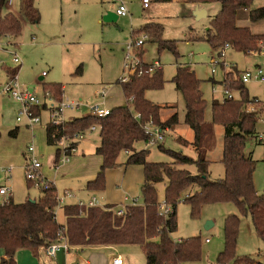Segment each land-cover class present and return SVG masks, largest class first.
Instances as JSON below:
<instances>
[{
  "label": "rangeland",
  "instance_id": "374dc122",
  "mask_svg": "<svg viewBox=\"0 0 264 264\" xmlns=\"http://www.w3.org/2000/svg\"><path fill=\"white\" fill-rule=\"evenodd\" d=\"M121 1L128 9L127 15L114 22H104L103 17L106 13L115 12L116 4L120 2L36 0L41 13L38 24L24 20L22 34L17 44L13 43L14 37L0 35V183H11L9 184L12 185L15 201L22 202L26 198L39 199L42 194L35 184L28 187V179L25 176V167L29 162L27 152L31 145H34L37 158L42 164L41 173L56 185L58 194L64 196L70 191L74 195L65 197L66 205L76 204L80 200V195L74 189V186L77 187L79 179L76 177L79 173L75 170L65 172L66 168L58 169L59 166L52 164L60 145H50L46 141L44 127L49 122V113L45 109H40L42 119L40 123L35 124V135L33 136L31 130H26L28 116L20 114L22 108L20 103L4 93L5 85L10 81L6 71H17L18 85L34 93L40 101L46 102L48 107L56 103L53 98L45 96V88L50 84H61V93L64 92L71 101L83 102L80 110L68 108L64 111L63 116L66 120L87 114L89 105L101 104L102 107L112 109L126 103L119 81L129 73L126 67L127 43L142 34L147 35L145 44L139 49L133 48V51L140 53L146 63L161 61V74L164 80L162 87L147 89L145 97L161 107L159 118L162 122L174 113L178 115V122L166 131L165 139L161 143L146 147L143 145L147 161L173 165L175 158L172 152L197 157V150L192 144L194 131L185 122L184 97L171 81L180 66H189L200 80V88L207 103L203 125L206 137L203 142L207 148L209 172L213 179L225 175L222 163L225 126L213 121L212 105L215 100H224L225 74L231 71L238 77L234 67L237 66L241 70L248 67L247 61L253 59V55L229 46L224 55L220 56L219 63L213 65L212 58H219V54L208 41L207 30L210 28L211 20L220 10L218 3L208 5L207 17L196 19L194 14L193 19L188 13L187 0L150 1L151 7L148 9L143 8L142 0ZM19 4V0H12V4L9 5L10 11L19 14ZM259 7H264V0H254L249 9L242 10L238 24L251 28L254 34L264 35V19L257 22L248 20L249 10ZM4 12L9 11L5 9ZM150 21L162 25L161 39L171 41L170 43L175 45V52L167 48L160 50L159 41L153 34L144 32L138 37L134 36L135 31L142 30ZM11 51H16L20 63L13 61ZM43 72L47 75L41 78ZM102 88L106 89L105 96L98 95ZM246 88L251 96H256L263 102L257 104L259 112L255 125L256 134L249 135L246 139V155L255 161L254 185L258 193L264 194V140L262 142L258 140L259 134L264 136V86L253 81L246 84ZM233 92L236 97L240 96L238 91ZM19 116L22 118L20 122L17 119ZM17 126L20 127V134L16 137L9 135V131ZM24 129L26 132H22ZM85 136L84 141L89 137H97L98 133L92 131ZM11 144L14 145V149L9 153ZM127 157V152H122L118 157L121 161L125 160L121 164L119 162L121 167L125 164L140 165L127 164ZM175 165L178 166L176 163ZM9 167L14 170L12 176L7 179L6 168ZM186 168L194 174L197 172L195 165H187ZM157 191L159 201L165 200V182L157 184ZM196 191L198 188L193 186L182 194L176 207L177 230L171 234L174 241L191 237L200 239L199 258L185 261L183 264H218L220 255L225 250L226 219L233 214L239 217V227L235 256L229 263L250 264L257 260L264 263V239L258 235L252 217L241 214L233 202L208 203L203 206L198 216H194L191 204L185 199ZM96 197L103 202L101 197L97 195ZM137 198V204L144 202L141 194ZM132 202H134L132 198L124 199L122 206ZM57 219L61 222L64 220L63 210L60 208L57 210ZM208 222L211 223L210 227L207 226ZM120 246L125 264H146V256L140 245Z\"/></svg>",
  "mask_w": 264,
  "mask_h": 264
},
{
  "label": "trees",
  "instance_id": "16d2710c",
  "mask_svg": "<svg viewBox=\"0 0 264 264\" xmlns=\"http://www.w3.org/2000/svg\"><path fill=\"white\" fill-rule=\"evenodd\" d=\"M187 1L192 4L220 5L219 12L213 17L207 30V39L218 50L219 55L220 48L225 43L248 54L251 50L258 49L259 42L264 39V35L254 34L249 27L238 24L240 12L249 9L254 0ZM19 3V14L12 11L6 13L4 11L8 0H0V35L16 38L22 34L24 20L31 24L40 22L41 13L36 0H19ZM249 19L252 22L264 19V7L249 10ZM161 31L162 25L150 22L142 30L135 31L134 36L138 37L144 32L153 34L159 41L160 50L167 48L175 52V45L171 41L161 39ZM146 65L149 66L148 63ZM236 72L239 76L240 71ZM15 73L17 71H8L9 77ZM233 75L231 71L225 74V86L232 92L238 91L240 97L215 100L212 105L213 121L225 126L222 157L225 175L218 179H213L210 175L203 142L206 137L203 125L207 103L200 88V80L189 66H180L171 81L184 97L185 122L195 134L192 144L198 153L196 158L172 152L175 162L169 165L147 161L145 150L135 152L136 142L147 141L143 125L150 118L168 128L178 122L177 113L162 122L159 118L161 107L145 97L147 89L163 86L161 69L153 74L146 70L144 75L132 76L128 82L119 81L126 103L112 108L105 117L86 115L66 120L62 124L47 123L46 136L50 145H58L64 136L73 137L78 132L97 126L101 143L96 152L102 157V164L96 178L88 183V187L92 190H103L106 171L118 166V157L122 152H127V164H140L144 168V183L140 188L144 202L126 205L121 214L112 205L79 207L77 204H67L62 206L65 215V223L62 224L57 220V188L54 184L49 188L40 187L42 194L37 201L27 199L18 203L10 197L0 202V248L9 257L7 262L13 264L14 255L21 248L45 249L58 242L60 231L72 246L138 244L145 253L146 264H183L188 260H196L200 256L199 237L182 241H174L171 237L178 226L177 203L182 194L193 186L198 191L188 195L185 201L191 204L194 216H198L203 206L208 203L233 202L241 214L252 217L258 235L264 239V194L258 193L255 188V161L246 155V139L249 135L256 134L258 112L246 111L247 105L255 97H251L246 85L235 75L233 78ZM45 90L51 93L55 101L62 99L61 84H50ZM41 108L45 109L46 105ZM41 108L36 106L34 110L40 114ZM136 114H140V117ZM59 154L60 149L57 161ZM187 165H195L197 172L192 173L185 168ZM160 182H165V201L172 210L167 215L162 213L160 207L157 191V184ZM34 184L28 180L29 188ZM238 227L239 217L236 214L229 215L225 224V250L218 263H229L235 256Z\"/></svg>",
  "mask_w": 264,
  "mask_h": 264
},
{
  "label": "built area",
  "instance_id": "2783aa9c",
  "mask_svg": "<svg viewBox=\"0 0 264 264\" xmlns=\"http://www.w3.org/2000/svg\"><path fill=\"white\" fill-rule=\"evenodd\" d=\"M114 1L120 2L117 8V14L119 16H126L128 13V9L124 5L123 1L121 0H114ZM8 4L11 5L12 0H8ZM149 4H150V0H143L144 7H148ZM146 39H147V35L142 34L140 37L131 39L127 43L128 53L126 56V67L129 73L121 78L120 80L121 82L130 81L132 76H137V77L142 76L144 75L146 70L148 71L149 74H153L154 72L162 68V64L160 61H155L152 64H149V66L148 65L145 66V62L141 58V56L137 52L133 51V48L135 50V49H139L143 47V45L146 42ZM229 46H230L229 43H225L224 46L220 48L219 58H216V57L212 58L213 65H216L217 63H219L220 56L224 55L226 48H228ZM258 46H259L258 49L251 50L249 54L258 56L263 61L253 68H248V69L240 71L238 79L245 85L253 81L259 84H264V39L259 42ZM11 54L13 55V61L15 63H20V58L17 55L16 51H11ZM212 73L213 74L215 73V69L212 70ZM43 74L45 75L46 73H43ZM16 78H17V73L10 76V81L5 85L4 93L8 94L13 99H15L17 102L20 103V105L22 106L20 110V114L27 115L28 125L33 127L36 123H40L42 119L41 114H37L34 108L36 106L41 108L44 105L48 107V105L46 104V102L40 101V99L34 93H31L30 91L20 87L18 83L16 82ZM223 83L225 86V81ZM105 92H106V89L102 88L101 90L98 91V95L105 96ZM224 94H225L224 99L226 98L238 99L240 97V96L236 97L234 95V92L227 89L226 86H225ZM45 96L53 98L49 91L46 92ZM55 102L56 103L54 105H51L49 107L50 115H49L48 123L62 124L66 121V119L63 116L64 111L66 109L70 108L72 110H80L84 105L83 102L81 101H77V102L71 101L68 96L64 95V92L62 93V99L60 101H55ZM259 102L261 103L262 101L259 98L255 97L254 101L247 105L246 111L247 112H259V107H257V104ZM88 109H89L88 115H92L93 117H97V118H102V117L107 116L111 110V109L102 107L101 104L89 105ZM136 116L140 117V114H136ZM17 119L19 122L22 120L21 116H19ZM143 129H144L145 134L147 135L146 143L148 145L161 143L165 139L166 131L169 130L168 127H164L156 123L155 120L152 118H150L143 125ZM95 130H98L97 126H92L88 130L78 132L73 137L64 136L59 142L60 155L55 165L58 167L60 166V164L68 163L70 161L71 154L75 152L76 150L75 143L83 139L87 133L95 131ZM28 152H29V162L26 164V167H25L26 178L29 181H33L35 185L38 186L39 188L40 187L49 188L54 183L48 181L41 173L40 168L42 164L37 158L34 145L29 146ZM8 170L11 171L12 167H9ZM0 194L10 195L11 188L7 186H1ZM67 196H74V195L70 191L66 192L64 196H60L58 194V191L56 192L55 199L57 201V207L66 205L64 203H65V197ZM125 200H129V197H126ZM132 200H134L133 204H137L136 198ZM76 204L79 207H95V206L105 207L106 206L96 196L92 197L87 202L83 200H78ZM124 207L125 206L117 207L118 214L122 213V210ZM160 207H161L162 213L166 215L172 211L170 206L167 205L165 200L161 201ZM69 247L70 245L67 242L66 237L60 231L59 241L48 245L45 248V251L48 256L54 257L58 250L62 248L65 250H68ZM113 264H124L123 257L119 255L116 256L113 259ZM218 264H230V263L224 262V263H218Z\"/></svg>",
  "mask_w": 264,
  "mask_h": 264
},
{
  "label": "crops",
  "instance_id": "0c3cea01",
  "mask_svg": "<svg viewBox=\"0 0 264 264\" xmlns=\"http://www.w3.org/2000/svg\"><path fill=\"white\" fill-rule=\"evenodd\" d=\"M111 1L113 3H115V2L117 3V1H114V0H111ZM116 5L118 8L119 3H117ZM142 6L144 9H148L151 7V2H150L148 7H144L143 0H142ZM117 8L115 10L116 13H117ZM201 8H204L207 11V16H208V5L192 4L190 2H189V6H188V11H189L188 13L194 19L195 18L194 14H195L196 9H201ZM5 9H6V11L7 10L10 11L9 4L6 5ZM107 9H109V8H107ZM19 10H20V6H19ZM120 17H124V16L118 15V18H120ZM103 21H104V18H103ZM150 22H155V21H150ZM150 22H147V23H150ZM20 37H21V35L16 37L14 39L13 43L17 44L19 42ZM156 61H159V60H156ZM262 61L263 60L260 57L253 55V59H249L247 61L248 67L242 68V70H245L248 68H253V67L257 66L258 64H260ZM152 63L153 62H150L148 64H152ZM234 68H235V71H242L237 66H235ZM81 70H82V68H81ZM81 70H80V73H82ZM8 71L9 70L6 71L7 75H8ZM43 73H45V72H43ZM46 75L47 74H45V75L42 74L41 78H43V76H46ZM262 85L264 86V84H262ZM63 87L64 86H62V88ZM251 97H256V96H251ZM13 100H15V99H13ZM45 110L50 115L49 107L46 106ZM88 114H89V112L87 114H84L83 116H86ZM75 117H78V116H75ZM75 117L69 118L68 121L72 120ZM25 128H26V130H31L33 136L35 135L34 133L36 130V125L31 127L28 125V121H27L25 123ZM44 128H45V138L47 141L46 126ZM95 131L98 133V136L97 137H89L88 140L84 141L86 138V136H85V138L82 139L83 141L79 140L77 142L75 152H73L71 154L70 161L68 163L61 164L58 169H65L66 168L65 172H67L68 170H75L77 173H79V175L76 177L79 179L78 183H77V187L74 186V189L77 191V194L80 195V197H79L80 200H85V199L90 200L89 198L97 195L103 199L104 205H106V206L112 205L115 207H122L123 201H124V199H126V197H129V199L130 198L135 199V198H137L138 195H140V188H141V185L144 183V168L141 165H136V166L128 165L127 166L126 164H125V166L123 165L121 167L120 164L123 163V161H125V160L121 161V159L118 158V164H119V162H120V164L117 167L110 168L106 171L105 188L103 190H92V189H90L88 187V183L90 181H93L96 178V176L100 170L101 164H102V157L100 155H98L96 152L97 147L101 143V137L99 135V130H95ZM19 132H21L20 127L17 126L15 129H11L9 131V135L11 134V135H14L13 137H16L18 134H20ZM22 132H26L25 129H24V131L22 130ZM260 137H262V138H260ZM258 140L260 142H262L264 140L263 134L258 135ZM144 144H145V147L149 146L146 143V141L136 142L135 152L140 151L139 149L143 150L142 148H143ZM13 149H14V145L11 144L10 149H9V153L13 152ZM205 149L207 152V148H205ZM27 154H29V152H27ZM57 155H58V151H57L56 155L54 156V161L52 163L53 165L56 164ZM197 155H198V153H197ZM127 156H128V154H127ZM206 157H207V155H206ZM27 161L28 160L26 159L25 163H27ZM6 170L8 173V174L6 173L7 174L6 178L9 179L12 176L14 169L9 171L8 168H6ZM9 183L10 182H3V183L1 182L0 183V187L1 186H7L9 188L11 187V194L10 195L0 194V202L5 201V200L9 199L10 197L13 198L12 185H10L11 183L10 184ZM128 195H131V196H128ZM27 199H29V198H26V200ZM29 200H31V199H29ZM24 201H22V202H24ZM31 201H37V199L31 200ZM15 202L20 203L19 201H15ZM72 204H74V203H72ZM131 204H133V202ZM126 205H130V204H125V206ZM59 208L62 210L64 209L62 206L57 207L56 208V214H57V210ZM63 214H64V210H63ZM58 222H60L62 224L65 223V215H64L63 222H61L59 220H58ZM207 241H208V239H207ZM119 248L121 249L122 247L120 245H99V246H72V245H70L68 250H65L63 248L58 250L54 257L48 256L46 254V251L44 248H37V249L21 248L14 255L13 264H113V259L116 256L119 255V256L123 257L122 252H120ZM8 259H9V257L5 254V251L2 248H0V264H10L7 262ZM124 264H125V260H124ZM250 264H264V263L260 260H257V261L251 262Z\"/></svg>",
  "mask_w": 264,
  "mask_h": 264
},
{
  "label": "water",
  "instance_id": "95a60500",
  "mask_svg": "<svg viewBox=\"0 0 264 264\" xmlns=\"http://www.w3.org/2000/svg\"><path fill=\"white\" fill-rule=\"evenodd\" d=\"M207 11L204 8L196 9L195 11V17L197 19H200L201 17H206ZM105 22H114L118 19V15L116 12L109 11L104 17ZM211 223L208 222L207 226H209Z\"/></svg>",
  "mask_w": 264,
  "mask_h": 264
}]
</instances>
